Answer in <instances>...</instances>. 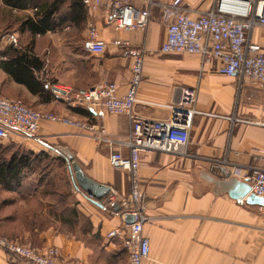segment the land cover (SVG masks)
<instances>
[{
	"label": "crops",
	"instance_id": "crops-1",
	"mask_svg": "<svg viewBox=\"0 0 264 264\" xmlns=\"http://www.w3.org/2000/svg\"><path fill=\"white\" fill-rule=\"evenodd\" d=\"M155 1L164 5L172 0ZM213 1L182 0V6L196 18L209 12ZM130 2L144 7L140 1ZM33 13L32 9L11 10L0 2V30L16 31ZM150 15L145 31H116L99 10L88 16L82 30L66 23L55 32L36 36L34 53L44 61L41 76L82 89L112 82L117 85L118 96H123L133 62L126 49L134 50L143 57V77L136 93L140 103L135 113L150 118H164L167 113L143 103L170 105L179 99L182 88L195 87L199 114L194 117L185 155L141 153L138 176L147 218L143 235L149 241V255L142 264H264V216L257 205H240L229 197L252 167L262 168V162L255 159L264 151V85L220 75L217 61L202 65L198 55L160 53L166 24L158 6L150 8ZM89 26L105 42L104 54H87L81 49ZM27 40L30 38L23 36L22 41ZM114 40L127 41L129 46L117 47ZM245 43L258 45L264 55V26L254 25ZM9 45L17 43L2 36L0 62L5 60L3 51ZM0 95L21 99L43 113L103 127L108 140L97 141L95 134L47 121L39 125L38 140L17 136L0 140L1 161L21 157L29 161L18 182L11 181L8 187L0 182L2 218L28 217V225L15 220L13 232L22 234L20 239L39 252L57 248L62 262L126 264L125 229L119 213L93 205L78 190L63 195L64 182L60 185L53 175L40 177L33 168L39 154L58 157L60 150L61 155L71 156L89 179L112 189L118 199H127L131 191L128 174L112 169L108 163L111 152L129 154L122 144L130 131L127 117L108 115L97 107H72L51 96L32 95L1 67ZM67 183L70 189L72 183ZM115 229L120 235L108 237ZM0 233L8 231L0 227ZM0 264H15L1 248Z\"/></svg>",
	"mask_w": 264,
	"mask_h": 264
},
{
	"label": "built area",
	"instance_id": "built-area-1",
	"mask_svg": "<svg viewBox=\"0 0 264 264\" xmlns=\"http://www.w3.org/2000/svg\"><path fill=\"white\" fill-rule=\"evenodd\" d=\"M85 8L94 13L103 10L108 23L116 31H145L150 23V8L158 6L162 20L166 24V35L160 45L164 55H198L202 65L217 61V73L227 77L237 76L264 85V55L256 44H246V34L254 25L264 26V0H214L209 12L196 18L183 8L182 0H172L159 4L155 0H137L144 7L131 4V0H81ZM15 44L14 36H9ZM117 47H128L127 41L114 40ZM87 54L101 55L106 51L104 41L98 39L94 27L89 26L88 34L82 43ZM133 57L131 78L126 93L118 96L117 85L102 82L93 87L82 89L69 85L50 82L47 92L54 99L64 101L72 107H97L108 115L125 116L130 122V131L122 143L129 151L124 156L121 151L111 152L108 163L114 170L126 172L131 180L128 198H117L110 189L101 201L103 209L112 210V204L119 206L125 234L123 246L127 253L126 264H142L149 255V241L143 235V225L147 221L144 214V194L138 176L141 153L152 152L183 156L187 149L196 110L198 90L186 87L180 90L179 99L170 105L143 103L164 110V118H150L135 113L137 88L143 77V57L141 53L126 49ZM41 121L59 123L95 134L97 141L107 142L103 127L71 119L54 113L37 111L20 99L0 95V140L11 136L28 140H38L37 132ZM255 160L262 162L261 167H252L249 174L242 177L250 187L249 194L264 197V151ZM245 204V198L238 201ZM113 211V210H112ZM264 216V205L257 206ZM126 217L132 222L127 224ZM120 235L119 229L108 233V237ZM0 248L10 255L15 264H83L81 261L62 262L57 248L39 252L34 248L0 235Z\"/></svg>",
	"mask_w": 264,
	"mask_h": 264
},
{
	"label": "trees",
	"instance_id": "trees-1",
	"mask_svg": "<svg viewBox=\"0 0 264 264\" xmlns=\"http://www.w3.org/2000/svg\"><path fill=\"white\" fill-rule=\"evenodd\" d=\"M0 2L11 10H34L33 15L26 16L16 30L21 37L27 38L28 36L30 40H27L28 43L22 41L20 45H9L5 48L3 51L5 60L0 62V67L16 83L25 86L32 95L49 98L46 85L52 81L43 79L41 76L44 70V61L34 53L35 37L44 36L48 32H55L66 23L82 30L87 23L88 16L92 13L85 8L81 0H0ZM57 152L58 158L66 164L60 150ZM37 157L38 164L48 159L47 154H39ZM28 166V158L0 160L1 184L8 187L7 184L11 181L18 182L20 172ZM43 169H46V166Z\"/></svg>",
	"mask_w": 264,
	"mask_h": 264
},
{
	"label": "water",
	"instance_id": "water-1",
	"mask_svg": "<svg viewBox=\"0 0 264 264\" xmlns=\"http://www.w3.org/2000/svg\"><path fill=\"white\" fill-rule=\"evenodd\" d=\"M71 177L72 184L76 190L83 193L87 199L95 206L102 208L101 201L108 195L110 188L100 185L89 179L82 171L79 165L72 160L69 155L63 156ZM250 187L246 181L237 182L236 186L229 192V197L237 202L245 198V203L261 206L264 205V197H257L249 194ZM112 210L119 212V206L112 204ZM127 224L132 222L131 217H126Z\"/></svg>",
	"mask_w": 264,
	"mask_h": 264
},
{
	"label": "rangeland",
	"instance_id": "rangeland-1",
	"mask_svg": "<svg viewBox=\"0 0 264 264\" xmlns=\"http://www.w3.org/2000/svg\"><path fill=\"white\" fill-rule=\"evenodd\" d=\"M76 33H77V31H76ZM13 34H16V36H15L16 43H17V45H20L22 43L23 37L18 36L17 31L5 30V29L0 31V37L3 36L5 38H8L9 36H14ZM26 43H28V41ZM43 48H44V45H43ZM47 157H48V159L42 161L40 164H37L33 168V169H36L35 171L37 172L38 176L46 177V176H49V175H53L54 178H58L60 180L59 181L60 185L64 182L63 189H62V191H63L62 194L63 195H70L73 192V190L76 191V189L73 188L74 187L73 184H69V188L70 189H68L67 181L69 183H72V181H71L70 175L68 174V170L65 169V168H67V164H65L61 159H59L56 154H49L48 153ZM44 166H46V169H43ZM7 203H9V202H7ZM12 203H9V204H12ZM3 205L0 208V212L3 209ZM11 209H13V208H11ZM9 213L13 214L14 211L10 210ZM7 217L8 218L4 219V218H2V214H0V227L6 229L8 231V234H1L0 233V235L6 236V237H8L9 239H12V240L14 239V240L18 241L19 243L26 245V243L20 239V238H23V235L22 234H16V233L13 232V230H14L13 222L15 220L17 222H22L23 221L22 222L23 225L24 224L28 225L29 218L28 217H26V218L22 217V218L16 219V218H14L12 216H7Z\"/></svg>",
	"mask_w": 264,
	"mask_h": 264
}]
</instances>
